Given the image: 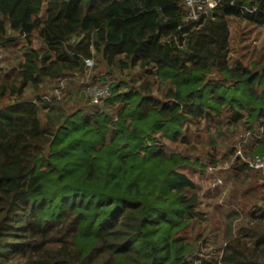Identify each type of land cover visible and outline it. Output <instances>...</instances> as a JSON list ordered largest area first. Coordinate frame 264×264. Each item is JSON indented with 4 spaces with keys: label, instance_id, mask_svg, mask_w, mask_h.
<instances>
[{
    "label": "trees",
    "instance_id": "trees-1",
    "mask_svg": "<svg viewBox=\"0 0 264 264\" xmlns=\"http://www.w3.org/2000/svg\"><path fill=\"white\" fill-rule=\"evenodd\" d=\"M187 13L183 0H0V47L16 41L9 31L46 46L24 52L19 86L1 87L16 100L0 107V264H264V206L219 256L200 259L185 234L200 215L196 184L180 170L195 164L165 145L223 114L249 133L264 127V62L228 65V19L263 27L264 0H221L198 22ZM95 56L169 84L167 101L150 83L110 84L103 108L83 86L90 113L69 114L62 93L23 98L86 76Z\"/></svg>",
    "mask_w": 264,
    "mask_h": 264
},
{
    "label": "rangeland",
    "instance_id": "rangeland-1",
    "mask_svg": "<svg viewBox=\"0 0 264 264\" xmlns=\"http://www.w3.org/2000/svg\"><path fill=\"white\" fill-rule=\"evenodd\" d=\"M230 42L228 65L238 62L252 66L255 62H264V26H254L246 21L229 18ZM9 38L16 41L0 47V107L11 104L15 97L9 93L1 96V87L17 84L15 72L23 60V54L29 48L44 52L45 44L40 37L32 36L31 43L25 36L9 31ZM91 76L97 83L121 84V91L141 89L143 84L152 85V95L164 102L169 84L158 82L155 77L144 73L140 68L121 70L118 66L108 67L98 57ZM13 71V73H12ZM12 73V74H11ZM10 75V78H6ZM80 77V78H79ZM211 79L218 80L215 72ZM85 76L62 80H46L39 90L28 87L23 95L26 100L35 101L38 97L54 98L62 93L65 102L62 106L71 114L90 105L84 85ZM72 81L71 83H69ZM86 92L84 91V87ZM56 96V97H57ZM61 97V96H60ZM91 98V97H90ZM92 102V100H91ZM90 113V111H88ZM42 117L45 113L42 112ZM230 118L223 114L219 119L201 120L185 126L182 138L173 143L166 141V151L190 157L195 166L180 170L194 181L195 195L198 197L197 211L200 213L186 231V236L201 252L200 259H212L219 256L227 240L242 233L251 221L257 208L264 206V184L249 168L237 169L236 152L241 150L246 156L254 155L261 148L258 133L249 135L244 122L229 123ZM258 130V129H257ZM255 134V133H254ZM264 151V148H261ZM220 179L223 184L214 186Z\"/></svg>",
    "mask_w": 264,
    "mask_h": 264
},
{
    "label": "built area",
    "instance_id": "built-area-1",
    "mask_svg": "<svg viewBox=\"0 0 264 264\" xmlns=\"http://www.w3.org/2000/svg\"><path fill=\"white\" fill-rule=\"evenodd\" d=\"M221 0H183L184 5L187 8V16L185 22H198L203 16H207L213 10H215ZM87 74L85 76L84 85L87 87V93L90 95L92 103L101 108L103 100L110 94V85L106 83H97L91 76V70L94 67L93 60L86 61ZM258 133V139L264 137V127H261ZM256 133V134H257ZM256 134L250 132L249 135L255 136ZM236 158H240L244 163L248 164L250 168L260 174L259 182L264 184V152L261 155L254 157L246 156L241 150L236 154ZM223 182L218 179L215 181L214 186H219Z\"/></svg>",
    "mask_w": 264,
    "mask_h": 264
}]
</instances>
